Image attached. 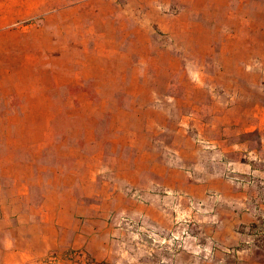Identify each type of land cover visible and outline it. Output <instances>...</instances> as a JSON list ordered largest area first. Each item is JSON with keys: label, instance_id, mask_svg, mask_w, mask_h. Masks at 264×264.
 I'll return each mask as SVG.
<instances>
[{"label": "crops", "instance_id": "crops-1", "mask_svg": "<svg viewBox=\"0 0 264 264\" xmlns=\"http://www.w3.org/2000/svg\"><path fill=\"white\" fill-rule=\"evenodd\" d=\"M36 1H13L11 14L34 16L7 26L0 11V264H43L53 253L74 250L109 261L126 235L113 212L179 228L173 212L182 194L214 211L203 217L187 207L191 221L203 223L201 237L216 242V253L253 250L264 239L258 231L264 226V0H75L23 10L37 8ZM153 32L172 36L171 47L186 45L193 61L218 63L217 69L164 74L172 80L167 91L152 86L141 72L160 59ZM78 46L89 47L88 55L68 56ZM58 57L84 63L73 73L81 74L82 87L96 75L107 78L109 87L95 93L110 98L96 103L88 90L79 94L78 109L91 110V134L48 156L51 87H39L37 79L52 78ZM115 72L122 102L114 97ZM106 111L107 140L96 131ZM196 136L217 145L213 156ZM228 163L253 182L227 180ZM166 191L176 197L161 195ZM169 201L171 218L162 209Z\"/></svg>", "mask_w": 264, "mask_h": 264}, {"label": "rangeland", "instance_id": "rangeland-1", "mask_svg": "<svg viewBox=\"0 0 264 264\" xmlns=\"http://www.w3.org/2000/svg\"><path fill=\"white\" fill-rule=\"evenodd\" d=\"M15 0H0V11H5L1 16L4 18V25H10L13 21H21L23 19H28L33 17V14H11L9 11H12V3ZM75 0H37L36 4L39 3L37 8L29 7V5L23 6V10L30 11H43L50 7H61L67 3L73 2ZM21 8V10H22ZM9 12V14H6ZM39 22V18L29 23H37ZM24 25V24H21ZM99 27V24H98ZM85 30V34H86ZM91 34V32H89ZM89 35V34H88ZM87 36V35H86ZM75 39L76 35H72ZM153 43L155 44V48L153 50V55H156L157 58H160L158 61L149 62L147 67V72H141V74H150L151 76V84L154 87H158L162 91H167L171 88L172 80L170 77L164 76V74H188L189 71H202L205 69L215 70L217 69L218 63L214 62H203V61H193L195 58L192 53L194 50L192 48H188L186 45L184 46H173V37L167 36L162 32H153V36H151ZM86 40V39H85ZM84 40V41H85ZM182 42V38L180 39V43ZM186 42V40H185ZM187 43V42H186ZM168 47L169 53H162L164 48ZM72 52L69 54L65 50L68 56H76L79 58H85L88 55L89 47H73ZM178 54L179 62L175 61V57L171 55ZM60 54L61 52H57ZM56 54V55H58ZM60 56V55H59ZM75 57V58H76ZM54 68V74L52 78L49 80L47 75L41 74L38 81L39 87H51V101H52V110L49 112V120L50 125L47 128L49 141L46 143V149L50 152L51 156L54 154L53 152L57 150H65V148L69 151L72 145V141L74 138L90 135L91 134V126L93 124L92 119L88 116V113L78 109L80 105V99L78 98L79 94L83 93V91H89V99L91 101H95L96 103H108L109 102V94L104 93L102 95H97L96 87L103 88L109 87V80L104 78L102 80L101 75H96L98 78L96 81L92 77L91 79L85 82L84 87L76 83L77 76L81 74H73L75 70H80L84 67L83 62H68L62 61L57 58L52 64ZM135 73V72H134ZM133 73V74H134ZM92 76V74H91ZM163 76V77H162ZM113 82L116 85L117 94L114 97L120 102L124 99V95L121 93L123 91V84L119 82L118 75L115 74L112 76ZM44 83V86H43ZM139 89V87H138ZM137 89V90H138ZM94 92V93H93ZM91 93V94H90ZM113 97V98H114ZM82 102V101H81ZM91 114V113H89ZM111 113L105 112L103 117L100 119V123H96V131L97 134L101 137H104L105 140L111 136ZM87 125L88 130L83 126ZM258 134L252 135V137H256ZM113 136V135H112ZM195 137V140H197ZM202 138H204L202 136ZM206 139V138H204ZM66 143L63 144L62 142ZM207 140V139H206ZM197 143V141H196ZM199 145V143H197ZM103 149L107 151V153L112 152V146L110 143L105 142L103 144ZM52 153V154H51ZM244 177V176H243ZM227 179V178H226ZM229 180V179H227ZM231 181V180H230ZM232 182V181H231ZM234 183V182H233ZM236 184V183H235ZM238 185V184H237ZM247 186V185H240ZM140 195L138 192L131 191V194ZM149 193L159 194V191H150ZM161 195L165 197H176L171 192H160ZM141 196V195H140ZM136 199H139L138 196H135ZM181 201L180 204H174V208L177 209L173 212L175 217H180L179 228L174 226L172 228L169 225V228H161L159 225H155L150 222L144 216L137 217L126 212L118 211L113 212V218L116 225H119L123 228L125 226V230H122L126 235L124 238H119V242L116 243L114 247V253L112 255V259L109 261L96 262L89 255V259L92 264H264V239L261 242L257 243L253 250H250L245 253H223L215 252L217 248V244L214 241H206L201 237L202 225L203 223H195L193 220V216L189 215L188 208L193 211L195 214H199L203 217H210L213 215L214 211H209L208 207L201 212L191 209L189 205V200L192 199L186 195H180ZM141 200V199H140ZM194 200V199H193ZM186 204V205H184ZM162 209L166 214L170 215L171 218V202H166L162 205ZM188 207V208H187ZM128 216L133 220H144V225L136 222L135 224L120 223L121 216ZM194 224H196L194 226ZM213 224H216L214 222ZM261 227L264 226L261 224ZM47 258L43 261V264H48L46 261ZM55 264H76L66 261L61 255H59L58 260Z\"/></svg>", "mask_w": 264, "mask_h": 264}, {"label": "built area", "instance_id": "built-area-1", "mask_svg": "<svg viewBox=\"0 0 264 264\" xmlns=\"http://www.w3.org/2000/svg\"><path fill=\"white\" fill-rule=\"evenodd\" d=\"M197 143H199V145L207 152L212 153V156L214 155V152H216L218 150V147L215 143L210 142L209 140H206L200 136L197 137ZM214 163L217 162L216 159L212 160ZM223 176L229 180H231L232 182L238 184V185H250L253 180L251 178H246L241 176L238 172H236L235 169L232 168V165L230 163L226 164V169L223 172ZM138 198L140 199L141 196L137 195ZM210 201L212 203H217L220 202L219 200V196L217 195H210L209 196ZM189 200V205L191 207V209L196 210L198 212L204 211L207 208V203L203 202V201H196L193 199H188ZM128 223V224H135L136 222H139L141 224H145L144 220L139 219V220H133L132 218L128 217V216H121L120 217V223ZM259 233L264 234V230L263 227H259L258 228ZM61 256L68 262H73L76 264H92L88 254L86 253L85 250H74V251H67L63 254H61ZM59 258V254L57 253H53L51 255H49L46 259L48 264H55V262L58 260Z\"/></svg>", "mask_w": 264, "mask_h": 264}]
</instances>
